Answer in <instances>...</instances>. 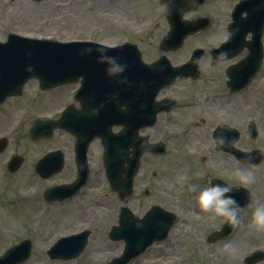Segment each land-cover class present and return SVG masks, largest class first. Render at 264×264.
<instances>
[{
  "label": "rangeland",
  "instance_id": "rangeland-1",
  "mask_svg": "<svg viewBox=\"0 0 264 264\" xmlns=\"http://www.w3.org/2000/svg\"><path fill=\"white\" fill-rule=\"evenodd\" d=\"M231 1L209 0L200 13L211 14L219 18V16L226 14V10L229 8L228 4ZM161 9L159 0H72V11L69 12L68 8L64 11V14L67 13L72 16L69 18L71 27L67 30V39L92 36L95 40H100L109 45H116L130 38L142 50L144 59L146 61L152 60L154 59L153 56L157 52L159 53V43L166 31L165 19ZM198 15L194 14L192 18ZM216 25L219 27L224 24L220 22ZM78 27L80 28L79 30ZM145 27H149L147 35L142 38H136L137 36L133 34V29L137 31ZM213 30L217 33L213 32ZM81 31L83 33H79ZM223 37L221 29L213 28L211 31L200 36V38L191 40L186 45V49L179 53V55H176L175 60L178 57L182 59L193 43L214 45ZM222 68L224 67L216 65L212 71L215 74ZM222 76L223 74L219 76L220 80H222ZM209 77L214 76L210 75ZM181 85L182 83L178 85V88ZM31 92L30 90L25 93V102L30 105V109L28 110V119L30 121L23 125L26 126L23 133L20 132L11 138L10 146L0 156V254L14 241L27 236L34 241L35 251L26 264H106L105 260L108 259V256H120L123 252V245L121 243L112 242L107 239L109 229L117 224V207L121 203L115 200L116 196L112 193L106 181L105 173L99 162L101 158L98 155L100 154L98 146H95V150L93 151L95 155L92 159L94 173L86 194L66 204L47 205L43 203L38 205L39 199L28 200V198L24 199L22 197H17L16 203L12 204L11 197L13 195L10 193L12 191L16 193V188L12 190L8 186H16L17 189H22L23 191H33L46 188L52 185L53 182L65 179L72 173L68 168L64 171L63 175L49 180H43L35 174L32 167L34 160H37L48 152L46 151L48 148L66 146L63 142L70 141V138L64 135L61 140L56 139L54 142L35 146L26 140L25 133L30 129L31 121L36 112L50 113L61 105L49 103V107L46 108L45 103L38 104L33 100L34 93ZM203 94L206 96V93ZM254 94L256 93L250 92L248 100L245 98L240 100L239 98L237 101H232L231 107L235 109L236 115L244 114L249 117L259 109L253 103L256 98L250 100L251 95L254 96ZM213 96L214 94L210 93V97ZM239 101L242 102L240 104L242 107L241 109L239 108L240 112H238L237 108ZM12 107L20 108L21 106L14 104ZM220 107L224 110V105L219 104L217 107H212L211 112L217 113L221 111ZM10 110L9 113L11 112ZM222 114L224 113L222 112ZM194 116L196 118L201 116V118H208L209 120L208 124H203L199 129L197 127L192 128L193 132L199 130L201 133L207 132L211 128L213 123L209 124L210 121L216 122L219 119L218 117L207 115L205 111H202L201 114L196 111ZM186 123V121H183L180 124ZM261 125L257 145L261 144L264 146V122ZM16 126L15 120L7 121L4 116L0 118V132ZM163 126L164 124L161 125V128ZM61 136L58 135L57 137ZM200 142L203 144L202 141ZM201 144L198 143V145ZM244 144L252 145L247 141ZM171 146L172 148H177V150L179 149V151H169L168 155L163 159V164L170 169L171 173L167 174L166 177L164 175L165 172L156 165L155 160L154 163H152L151 159L144 161L145 166L154 164L157 173L154 177V182L160 187L159 192H153L152 199L141 203L144 206L141 214L146 211L147 207L156 203L167 209L176 211L178 221L172 231L171 240L168 243L157 245L132 264H174L181 260H186L190 264H244L243 260L250 252L255 249H264V232L255 231L248 227L253 209L258 204H264V163L261 167L252 170L253 168H248L239 162H232L229 173L237 166L246 171L254 172L255 182L249 185L253 192V201L251 207L243 214L240 226L231 238L208 245L205 243L206 234L210 229L218 227L221 217L213 218L212 214L202 212L198 203L193 199L194 192L189 191L188 187L184 191L182 199L175 200L172 199V196H167V192H170L168 190L172 186L171 182L177 181L178 177L183 173L182 169L189 166L193 169L196 163L193 157L190 156V151H180L182 146L179 143L173 141ZM196 152L198 153V151ZM14 154L22 155L28 164H25L15 176L8 174V181H4L6 164L11 155ZM199 171L202 179L201 184H203L207 178V172H204L202 169ZM195 173H192L190 185H194L195 183ZM184 174L187 179L188 173L186 170ZM231 179L234 183H239L233 176ZM165 188L168 190L165 191ZM141 210L137 209V212L139 213ZM77 213H80V215H77ZM86 224L92 226V229L90 241L84 254L80 258L70 262H51L45 254V247L51 244L53 239L64 233L78 230L86 226ZM26 225H31V229H28ZM228 243L238 245L239 253L235 257H229L221 251L223 246Z\"/></svg>",
  "mask_w": 264,
  "mask_h": 264
},
{
  "label": "clouds",
  "instance_id": "clouds-1",
  "mask_svg": "<svg viewBox=\"0 0 264 264\" xmlns=\"http://www.w3.org/2000/svg\"><path fill=\"white\" fill-rule=\"evenodd\" d=\"M161 10L165 11L166 9L162 7ZM225 39L227 40L228 37H225ZM86 51L91 53L92 50L87 49ZM98 51L103 53L104 50L98 49ZM227 58V52H221L219 54V59L221 61H226ZM100 59L102 62H105L110 66V72L117 73L124 71V66L118 64L116 57H109L106 54H102ZM213 143L223 147L226 144H234L235 141H229L227 137L221 136L215 138ZM249 167L255 168L256 166L249 165ZM230 175L237 179L244 187H247L255 182V175L253 171H246L238 166L230 173ZM181 179L186 180L185 177H182ZM188 190L196 192L197 186L189 185ZM231 191L232 189L225 185H211L199 191L197 203L202 212L212 214L213 218H225V220L235 228L240 226V214L243 209L240 207V204L236 198L230 195ZM248 227L255 231L264 232V204H258L253 209L252 218ZM221 251L226 253L229 257H235L239 253V247L234 243H228L223 246Z\"/></svg>",
  "mask_w": 264,
  "mask_h": 264
},
{
  "label": "water",
  "instance_id": "water-1",
  "mask_svg": "<svg viewBox=\"0 0 264 264\" xmlns=\"http://www.w3.org/2000/svg\"><path fill=\"white\" fill-rule=\"evenodd\" d=\"M109 174H110V180H111V183H112L113 187L114 188H119V186L122 187V188L126 187L127 190H124V191H121V192L123 194H129L130 190L128 188L127 181H120L119 179L114 180L112 171H109ZM143 229H145V228H143Z\"/></svg>",
  "mask_w": 264,
  "mask_h": 264
}]
</instances>
